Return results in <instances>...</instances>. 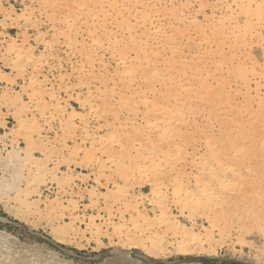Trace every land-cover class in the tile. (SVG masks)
Instances as JSON below:
<instances>
[{
    "label": "rangeland",
    "instance_id": "rangeland-1",
    "mask_svg": "<svg viewBox=\"0 0 264 264\" xmlns=\"http://www.w3.org/2000/svg\"><path fill=\"white\" fill-rule=\"evenodd\" d=\"M101 1L0 0V264H264V0Z\"/></svg>",
    "mask_w": 264,
    "mask_h": 264
},
{
    "label": "bare ground",
    "instance_id": "bare-ground-1",
    "mask_svg": "<svg viewBox=\"0 0 264 264\" xmlns=\"http://www.w3.org/2000/svg\"><path fill=\"white\" fill-rule=\"evenodd\" d=\"M55 1V0H54ZM58 1V0H57ZM101 1V0H100ZM124 1V0H123ZM127 1V0H126ZM129 1V0H128ZM60 2V1H59ZM59 2H57V3H59ZM61 2H63V1H61ZM60 2V3H61ZM83 2V1H82ZM86 2V1H85ZM102 2V1H101ZM106 2V1H105ZM135 2H136V0H135ZM150 2V1H149ZM78 3H79V1H78ZM93 3V2H92ZM53 4H55V3H53ZM76 4V3H75ZM95 4V3H94ZM101 4V3H100ZM108 4H109V2H108ZM133 4V3H132ZM138 4V3H137ZM148 4V3H147ZM80 5V4H79ZM105 5V4H104ZM115 5V4H114ZM116 5H118V4H116ZM154 5V4H153ZM57 6V5H56ZM83 6V5H82ZM100 6V5H99ZM54 7V6H53ZM58 7V6H57ZM91 7V6H90ZM112 7V6H111ZM111 7H109V8H111ZM118 7V6H117ZM120 7V6H119ZM131 7V6H130ZM147 7V6H146ZM102 8V7H101ZM113 8V7H112ZM111 8V9H112ZM135 8V7H134ZM142 8H144V6L142 7ZM150 8V7H149ZM119 9V8H118ZM56 10V9H55ZM124 10H125V8H124ZM132 10V9H131ZM84 11V10H83ZM95 11H97V9H95ZM112 11H114V10H112ZM135 11H137V10H135ZM140 10H138L137 12H139ZM94 12V11H93ZM117 12V11H116ZM120 13H121V11H119ZM127 12V11H126ZM102 13H103V10H102ZM107 13V12H106ZM105 13V14H106ZM135 13V12H134ZM60 14V13H59ZM76 14V13H75ZM93 14V13H92ZM91 14V15H92ZM109 14V13H108ZM112 14V13H111ZM128 14H129V12H128ZM136 14V13H135ZM156 14V13H155ZM161 14V13H160ZM107 15V14H106ZM110 15V14H109ZM108 15V16H109ZM116 15V14H115ZM118 15H119V13H118ZM122 15H124V14H122ZM143 15V14H142ZM108 16H107V18H108ZM112 16V15H111ZM179 16V15H178ZM97 17V16H96ZM113 17V16H112ZM116 17V16H115ZM148 17V16H147ZM92 18H93V16H92ZM101 18V17H100ZM111 18V17H110ZM119 18V17H118ZM121 18V17H120ZM119 18V19H120ZM128 18H129V16H128ZM159 18V17H158ZM113 19V18H112ZM64 20V19H63ZM68 20V19H67ZM99 20V19H98ZM102 20V19H101ZM103 20H104V18H103ZM157 20V19H156ZM106 21V20H105ZM159 21V20H158ZM246 21V20H245ZM94 22V21H93ZM114 22V21H113ZM120 22H122V21H120ZM119 22V23H120ZM70 23V22H69ZM116 23V22H115ZM124 23V22H123ZM247 23V22H246ZM100 24V23H99ZM107 24V23H106ZM106 24H104V25H106ZM161 24V23H160ZM227 24V23H226ZM153 25H155V24H153ZM170 25V24H169ZM66 26V25H65ZM70 26V25H69ZM96 26V25H95ZM124 26L126 27V25L124 24ZM118 27V26H117ZM138 27V26H137ZM150 27H151V25H150ZM71 28V27H70ZM145 28V27H144ZM148 28V27H147ZM146 28V29H147ZM153 28V27H152ZM94 29V28H93ZM96 29V28H95ZM95 29H94V31H95ZM111 29V28H110ZM117 29V28H116ZM126 29V31H128L127 29H128V27L127 28H125ZM131 29V28H130ZM130 29H129V33H130ZM88 30V29H87ZM121 30V29H120ZM150 30V29H149ZM112 31V30H111ZM123 31V30H122ZM139 31V30H138ZM166 31V30H165ZM90 32V31H89ZM99 32V31H98ZM113 32V31H112ZM111 32V33H112ZM141 32V31H140ZM150 32V31H149ZM148 32V33H149ZM122 33V32H121ZM136 33V32H135ZM147 33V34H148ZM154 33V32H153ZM152 33V34H153ZM97 34V33H96ZM101 34V33H100ZM99 34V35H100ZM109 34V33H108ZM107 34V35H108ZM118 34V33H117ZM124 34V33H123ZM92 35V34H91ZM115 35V34H114ZM104 36V35H103ZM111 36V35H110ZM129 36V35H128ZM135 36V35H134ZM134 36H132V39H134L135 37ZM136 36H138V35H136ZM147 36V35H146ZM76 37V36H75ZM92 37V36H91ZM131 37V36H130ZM129 37V38H130ZM140 37V36H139ZM149 37V36H148ZM151 37V36H150ZM153 37H156V36H153ZM70 38V37H69ZM112 38V37H111ZM128 38V37H127ZM158 38H159V36H158ZM164 38V37H163ZM115 39V38H114ZM145 39V38H144ZM154 39V38H153ZM70 40V39H69ZM100 40V39H99ZM103 40V39H102ZM134 40H136V39H134ZM133 40V41H134ZM155 40V39H154ZM91 41H93V40H91ZM133 41H131V42H133ZM145 42H146V40H144ZM169 41V40H168ZM76 41H74L73 42V44L75 43ZM108 42V41H107ZM117 42H118V39H117ZM116 42V43H117ZM142 42V41H141ZM160 42V41H159ZM163 42V41H162ZM167 42V41H166ZM172 42V41H171ZM70 43V42H69ZM129 43H130V41H129ZM158 43V42H157ZM73 44L71 45V46H73ZM99 44V43H98ZM121 44V43H120ZM103 45V44H102ZM108 45V44H107ZM112 45H115V43L114 44H112ZM117 45V44H116ZM131 45V44H130ZM141 45V44H140ZM156 44H154V46H155ZM176 45V44H175ZM67 46V45H66ZM69 46H70V44H69ZM97 46H99V45H97ZM144 46V45H143ZM142 46V47H143ZM153 46V47H154ZM118 47V46H117ZM125 47H127V46H125ZM163 47V46H162ZM175 47V46H174ZM73 48V47H72ZM97 48V47H96ZM106 48H107V46H106ZM128 48V47H127ZM140 48V47H139ZM146 48V47H145ZM123 49V48H122ZM125 49V48H124ZM129 50H130V48H128ZM155 49V48H154ZM174 49V48H173ZM73 50V49H72ZM96 50V49H95ZM98 50V49H97ZM127 50V49H126ZM128 50V51H129ZM144 50V49H143ZM90 51V50H89ZM125 51V50H124ZM123 51V52H124ZM136 51V50H135ZM140 51H141V49H140ZM96 52V51H95ZM110 52V51H109ZM118 52V51H117ZM120 52V51H119ZM126 52V51H125ZM132 52V51H131ZM144 52V51H143ZM91 53V52H90ZM93 53V52H92ZM104 53H105V51H104ZM144 53H147V52H144ZM156 53H158V52H156ZM111 54V53H110ZM142 54V53H141ZM151 54V53H150ZM135 55V54H134ZM143 55V54H142ZM27 56V55H26ZM92 56V55H91ZM136 56V55H135ZM87 57H89V55L87 56ZM111 57V56H110ZM113 57V56H112ZM146 57V56H145ZM147 57H149V56H147ZM157 58V56H154V58ZM114 58H115V56H114ZM138 58V57H137ZM136 58V59H137ZM158 58H159V55H158ZM162 58V57H161ZM139 59V58H138ZM149 59H151V58H149ZM92 60H93V58H92ZM128 60V59H127ZM130 60V59H129ZM94 61H96V60H94ZM97 61H98V59H97ZM120 61L122 62V63H124V60H122V59H120ZM120 61H118V62H120ZM133 61H135V60H133ZM88 62V61H87ZM117 62V61H116ZM33 63V62H32ZM91 63H92V61H91ZM127 63V62H126ZM133 63V62H132ZM121 65V64H120ZM174 69V68H173ZM127 70V69H126ZM155 70V69H154ZM163 70V69H162ZM33 71V70H32ZM37 73V72H36ZM87 74H89L88 72H86ZM85 73V74H86ZM142 75V74H141ZM186 77V76H185ZM88 78V77H87ZM90 78V77H89ZM88 78V79H89ZM124 78H126V77H124ZM131 78V77H130ZM133 78H135V77H133ZM132 78V79H133ZM139 78V77H138ZM140 78H142V76L140 77ZM132 79H129L130 80V82H131V80ZM135 80V79H134ZM91 81V80H90ZM124 81H125V79H124ZM127 81V80H126ZM101 82V81H100ZM129 82V83H130ZM139 82V81H138ZM145 82V81H144ZM101 83H103V82H101ZM150 83V82H149ZM149 85V84H148ZM159 85H161V84H159ZM164 85V84H163ZM36 86V85H35ZM40 86V85H39ZM151 89V88H150ZM183 90V89H182ZM113 91V90H112ZM148 91H150V90H148ZM199 91V90H198ZM108 94V93H107ZM168 94V93H167ZM209 94V93H208ZM137 95V94H136ZM127 96V95H126ZM122 97V96H121ZM206 97V96H205ZM34 100V99H33ZM41 100V99H40ZM131 100V99H130ZM144 100V99H143ZM100 101V100H99ZM145 101V100H144ZM131 102V101H130ZM138 102V101H137ZM155 105V104H154ZM146 107V106H145ZM103 108V107H102ZM106 108V107H105ZM151 108H153V107H151ZM158 108H161V107H158ZM163 108V107H162ZM153 109H155V108H153ZM166 109V108H165ZM171 109V108H170ZM154 111V110H153ZM156 111V110H155ZM191 111V110H190ZM112 112V111H111ZM157 112H158V110H157ZM170 112V111H169ZM148 113V112H147ZM184 113V112H183ZM154 114H156L155 112H154ZM159 114V113H158ZM177 114V113H176ZM188 114V113H187ZM224 116V115H223ZM155 117H156V115H155ZM164 117V116H163ZM175 117V116H174ZM131 118V117H130ZM167 118V117H166ZM166 118H165V120H166ZM156 119V118H155ZM158 119H159V117H158ZM170 119V118H169ZM133 120V119H132ZM161 120V119H160ZM175 120H176V118H175ZM179 120V119H178ZM177 120V121H178ZM157 120H155L154 121V123L156 122ZM189 121V120H188ZM151 122V121H150ZM182 122V121H181ZM233 122H235V121H233ZM168 123V122H167ZM186 123H189V122H186ZM232 123V122H231ZM236 123V122H235ZM156 124H157V122H156ZM162 124H163V122H162ZM193 124H195V123H193ZM233 124V123H232ZM237 124V123H236ZM184 125V124H183ZM154 126V125H153ZM192 126V125H191ZM114 127V126H113ZM120 127V126H119ZM160 129H163V128H160ZM166 130V129H165ZM166 131H168V130H166ZM170 131V130H169ZM168 131V132H169ZM175 131V130H174ZM165 132V131H164ZM171 133V132H170ZM177 133V132H176ZM178 134V133H177ZM141 135V134H140ZM165 135V134H164ZM135 137V136H134ZM134 140V139H133ZM138 141V140H137ZM139 143V142H138ZM146 143V142H145ZM261 144H263V143H261ZM140 145V144H139ZM155 146V145H154ZM216 146V145H215ZM260 146V145H259ZM263 146V145H262ZM147 147V146H146ZM241 148V147H240ZM262 148V147H261ZM185 149V148H184ZM213 150V149H212ZM216 151V150H215ZM100 152V151H99ZM209 152V151H208ZM210 153V152H209ZM213 153V152H212ZM243 153H244V151H243ZM152 154V153H151ZM214 155V154H213ZM216 155V154H215ZM214 155V157L216 158V156ZM237 155H239V154H237ZM210 156H212V155H210ZM234 157V156H233ZM225 158V157H224ZM235 158V157H234ZM162 159V158H161ZM213 160H215L214 158H212ZM233 160V159H232ZM144 161V160H143ZM219 161V160H218ZM146 163H147V161H145ZM149 162V161H148ZM160 163V162H159ZM169 163V162H168ZM194 163H196V162H194ZM216 163V162H215ZM125 164V163H124ZM253 164V163H252ZM159 165V164H158ZM194 165V164H193ZM201 165V164H200ZM210 165V164H209ZM219 165V164H218ZM139 166H141V165H139ZM161 166V165H160ZM171 166V165H170ZM229 166V165H228ZM162 167V166H161ZM206 167H207V165H206ZM174 168V167H173ZM176 168H178V167H176ZM198 169V168H197ZM214 169V168H213ZM155 170V169H154ZM174 170H176V169H174ZM184 170V169H183ZM199 171V170H198ZM155 172V171H154ZM164 172V171H163ZM180 172V171H179ZM178 172V173H179ZM149 173V172H148ZM156 173V172H155ZM167 173H169V172H167ZM201 173V172H200ZM254 173H256V172H254ZM50 174V173H49ZM157 174V173H156ZM170 174V173H169ZM210 174H211V177H213L214 176V172L212 171V170H210ZM207 175H209L208 173H207ZM245 175H247V174H245ZM253 175V174H252ZM163 176V175H162ZM168 176V175H167ZM177 176V175H176ZM216 176V175H215ZM255 176V175H254ZM259 175H257V177H258ZM256 177V176H255ZM250 178V177H249ZM167 179V178H166ZM205 179V178H204ZM215 179V178H214ZM233 179V178H232ZM240 179V178H239ZM243 179V178H242ZM258 179V178H257ZM206 180V179H205ZM251 180H253V179H251ZM259 180H262V182H263V184H261L262 186V188H264V176L260 179V177H259ZM208 181V180H207ZM218 181V180H217ZM223 181V180H222ZM173 182V181H172ZM237 182V181H236ZM239 182V181H238ZM250 182V181H249ZM253 182H256V180L255 181H253ZM163 183V182H162ZM211 183V182H210ZM235 183V182H234ZM242 183H244V182H242ZM175 184V183H174ZM218 184V183H217ZM154 185H156V184H154ZM163 185V184H162ZM187 185V184H186ZM214 185V184H213ZM238 185V184H237ZM240 185H242L241 183H240ZM248 185V184H247ZM246 185V186H247ZM230 186V185H229ZM245 186V187H246ZM161 187V186H160ZM209 187H211L210 185H209ZM213 187V186H212ZM211 187V188H212ZM245 187H244V190H246L245 189ZM247 188H249L248 186H247ZM188 189V188H187ZM199 189V188H198ZM220 189H222V188H220ZM254 189V187L253 186H251L250 185V189H248L249 190V192H247V193H244L243 195H237L236 197H234V199L232 200L231 199V201H232V207L231 206H229V207H231L232 209H233V213H234V217H235V227H234V230H235V232H236V234H239V235H242V234H246V235H248V236H250V238H251V242L254 244V246H259L260 248H264V200H258V195H257V193L253 190ZM156 190V189H155ZM161 190V189H160ZM181 190V189H180ZM157 191H158V189H157ZM200 191V190H199ZM198 191V192H199ZM203 191H204V189H203ZM203 191H200V192H203ZM237 192V191H236ZM241 192V191H240ZM259 194H260V192H259ZM194 195V194H193ZM221 195V194H220ZM224 195V194H223ZM235 195V194H234ZM164 198V197H163ZM165 199V198H164ZM226 199V198H225ZM257 201H256V200ZM166 200V199H165ZM189 200V199H188ZM183 201V200H182ZM216 201V200H215ZM20 202V201H19ZM216 202H219V201H216ZM215 202V203H216ZM228 202V201H227ZM230 202V201H229ZM165 203V202H164ZM178 204H179V202H178ZM177 204V205H178ZM168 206V205H167ZM218 206H220V205H218ZM217 205H216V207H218ZM222 206V205H221ZM180 207V206H179ZM168 208H169V206H168ZM214 208V207H213ZM160 209V208H159ZM216 209V208H215ZM240 209H242L243 211H246L245 213V215H243L239 210ZM179 210V209H178ZM212 210V209H211ZM218 210V209H217ZM221 210H222V208H221ZM225 210V209H224ZM160 211V210H159ZM223 211V210H222ZM181 214V213H180ZM140 215V214H139ZM143 216H144V214H143ZM173 216V215H172ZM194 218V217H193ZM205 218V217H204ZM210 218V217H209ZM160 220H162L163 222H164V225H165V227L164 228H166V230H168L169 231V233L172 235V236H174V237H176V238H178L179 240H180V242L182 243V246L180 247V252L181 251H183V252H199V253H202V254H205V255H211V254H214V250L213 249H203L202 247H200V246H197V245H194L193 243L195 242H193V243H190V242H188L189 241V237L190 236H193V230H192V228H193V224H192V226H191V228H187V227H185V226H183L180 222H179V220L177 221L176 220V218L175 217H171L170 216V214H169V212L165 209V211H162L161 212V215H160ZM210 220V219H209ZM212 220V219H211ZM208 221V220H207ZM233 221V220H232ZM192 222V221H191ZM228 222H229V220H228ZM227 223V222H226ZM232 223V222H231ZM211 224L214 226V222H211ZM160 225V224H159ZM212 226V227H213ZM160 228V227H159ZM229 228H230V226H229ZM139 230V229H138ZM162 230V229H161ZM232 230V229H231ZM143 231V230H142ZM141 231V232H142ZM160 232V231H159ZM158 232V233H159ZM151 233V232H150ZM156 233V232H155ZM165 233V232H164ZM136 234V233H135ZM163 234V233H162ZM143 235V234H142ZM148 235V234H147ZM150 235V234H149ZM225 236V235H224ZM235 236V235H234ZM173 237V238H174ZM124 238H126V237H124ZM141 238H143V237H141ZM159 241V240H158ZM232 241V240H231ZM165 242V241H164ZM166 243V242H165ZM231 243V242H230ZM124 244H128V243H124ZM143 244V243H142ZM229 244V243H228ZM132 244H130V246H131ZM163 245V244H162ZM125 247H127V246H125ZM123 248L122 250H129V249H127V248ZM129 248V247H128ZM131 249V248H130ZM132 250V249H131Z\"/></svg>",
    "mask_w": 264,
    "mask_h": 264
}]
</instances>
